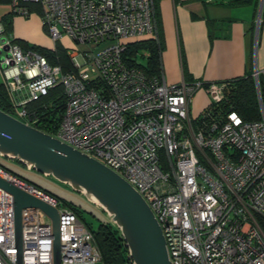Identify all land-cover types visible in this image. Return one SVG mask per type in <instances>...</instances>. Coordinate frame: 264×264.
<instances>
[{
	"label": "built area",
	"instance_id": "1",
	"mask_svg": "<svg viewBox=\"0 0 264 264\" xmlns=\"http://www.w3.org/2000/svg\"><path fill=\"white\" fill-rule=\"evenodd\" d=\"M7 6L17 17L39 13L54 45L72 43L65 49L71 71L64 72L21 47L0 24V70L12 117L37 129L38 113L30 106L61 87L65 106L52 137L140 194L171 264H264L261 100V121L230 111L198 128L189 112L195 94L205 92L208 108L221 102L223 84L171 86L162 71L148 77L128 66L129 44L157 39L154 0H9ZM258 75L254 71L256 82ZM0 179L57 211L61 264H103L92 233L69 207L1 166ZM53 240L50 218L25 208L18 247L13 198L0 189V264H53Z\"/></svg>",
	"mask_w": 264,
	"mask_h": 264
},
{
	"label": "water",
	"instance_id": "2",
	"mask_svg": "<svg viewBox=\"0 0 264 264\" xmlns=\"http://www.w3.org/2000/svg\"><path fill=\"white\" fill-rule=\"evenodd\" d=\"M262 5L263 0H260L258 19ZM255 84L259 95L258 82ZM0 155L53 177L101 208L120 231L132 264H171L161 229L147 203L123 178L100 162L1 110ZM0 189L13 198L16 245L20 246L22 209L37 208L51 220L53 264H61L57 211L2 179Z\"/></svg>",
	"mask_w": 264,
	"mask_h": 264
},
{
	"label": "crops",
	"instance_id": "3",
	"mask_svg": "<svg viewBox=\"0 0 264 264\" xmlns=\"http://www.w3.org/2000/svg\"><path fill=\"white\" fill-rule=\"evenodd\" d=\"M232 1L157 2V26L162 44L161 67L166 84L223 83L254 71L264 81V5L258 19L260 0H253L249 4ZM7 13L9 10L6 9L1 12L0 19ZM25 25L30 29H23ZM13 26L15 39L29 40V36L35 35L39 43L45 44L39 20L32 19L28 24L15 21ZM22 30L27 32V36ZM207 106L208 97L200 90L195 94L189 112L193 118H197Z\"/></svg>",
	"mask_w": 264,
	"mask_h": 264
},
{
	"label": "trees",
	"instance_id": "4",
	"mask_svg": "<svg viewBox=\"0 0 264 264\" xmlns=\"http://www.w3.org/2000/svg\"><path fill=\"white\" fill-rule=\"evenodd\" d=\"M158 1L154 0V20L157 29V39L131 43L124 52V61L126 64L130 67L143 70L148 77L160 76L162 71V44L157 26L156 11ZM251 2L253 0L232 1V3L238 4H249ZM8 3L9 0H0V5H7ZM30 7L37 9L36 6L31 5ZM12 17V13H7L0 19V24L7 34H12ZM15 42L21 47H28L18 39H15ZM28 48L43 55L51 65L60 66L64 72L71 71V64L66 55V51L59 46V43L55 44L54 51L33 47ZM140 52L144 53L140 54ZM139 58L144 60L143 64L139 63ZM216 84L224 85L223 98L220 103L206 108L200 116L192 121L195 127L204 129L212 120L220 119L230 111L236 112L244 121L252 122L262 120L259 98L264 110V81L260 74L258 75L259 97L252 72L245 77ZM201 85L207 88L209 84L201 83ZM64 106L65 98L61 87L51 90L39 103L31 105L30 108H35L38 113L39 123L37 129L47 135L55 136ZM0 110L8 115H13L4 84H0ZM61 202L69 207L82 221L83 211L79 207L64 203L63 201ZM84 224L94 237L101 253L103 264H132L120 231L114 224L111 222H100L96 229L91 225Z\"/></svg>",
	"mask_w": 264,
	"mask_h": 264
},
{
	"label": "rangeland",
	"instance_id": "5",
	"mask_svg": "<svg viewBox=\"0 0 264 264\" xmlns=\"http://www.w3.org/2000/svg\"><path fill=\"white\" fill-rule=\"evenodd\" d=\"M259 8V5H258ZM257 8V13H258ZM9 10L8 6L6 5H0V14L4 10ZM32 19H37L40 21V14L35 12L32 14L30 18H23V17H12V33L14 32V26L13 24L15 21H20L21 23L28 24L32 21ZM257 22V17L255 18V25ZM23 29H30L28 26H23ZM42 28V25H41ZM18 34H20V31L16 29ZM16 32V34H17ZM22 33L27 36V32L25 30H22ZM15 34V36H16ZM42 38L45 40V44L39 43V39L34 37L35 35L29 36V40L20 39L21 42L26 44L28 47L38 48V49H45V50H51L55 47V45L50 40L49 36L47 35L46 31L42 28ZM43 44V45H42ZM59 46H61L64 50L72 48V43H70L67 39H63L59 43ZM144 52H140V54H143ZM139 63L143 64L144 60L139 58ZM4 83V78L2 75V72L0 70V84ZM192 117V115L190 114ZM0 166L4 168L8 173H10L14 177H18L27 183L34 185L38 189L42 190L43 192L52 195L53 197L59 199L60 201H63L67 204H72L76 207H79L83 213H82V222L86 223L88 225H91L94 229L97 228L98 224L100 222H111L108 215L98 206L91 203L84 195L74 191L70 186L60 183L59 181L55 180L51 176H45L43 174H40L36 172L34 169H28L25 165L21 164L18 160L15 159H9L6 157H3L0 155Z\"/></svg>",
	"mask_w": 264,
	"mask_h": 264
},
{
	"label": "bare ground",
	"instance_id": "6",
	"mask_svg": "<svg viewBox=\"0 0 264 264\" xmlns=\"http://www.w3.org/2000/svg\"><path fill=\"white\" fill-rule=\"evenodd\" d=\"M90 199H91L92 201L96 202V200H95V199H93L92 197H90Z\"/></svg>",
	"mask_w": 264,
	"mask_h": 264
}]
</instances>
